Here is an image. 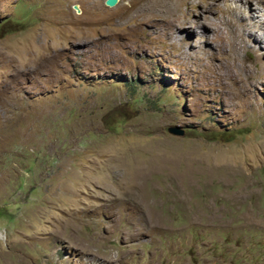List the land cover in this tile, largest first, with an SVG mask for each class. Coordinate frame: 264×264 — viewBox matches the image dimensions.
I'll return each instance as SVG.
<instances>
[{"label":"rangeland","instance_id":"rangeland-1","mask_svg":"<svg viewBox=\"0 0 264 264\" xmlns=\"http://www.w3.org/2000/svg\"><path fill=\"white\" fill-rule=\"evenodd\" d=\"M116 2L0 0V264H264V0Z\"/></svg>","mask_w":264,"mask_h":264},{"label":"water","instance_id":"water-1","mask_svg":"<svg viewBox=\"0 0 264 264\" xmlns=\"http://www.w3.org/2000/svg\"><path fill=\"white\" fill-rule=\"evenodd\" d=\"M114 1L115 0H108V4L112 5L114 3ZM167 132L173 136H176V137H182L184 135V130L177 127V126L169 127Z\"/></svg>","mask_w":264,"mask_h":264},{"label":"bare ground","instance_id":"bare-ground-1","mask_svg":"<svg viewBox=\"0 0 264 264\" xmlns=\"http://www.w3.org/2000/svg\"><path fill=\"white\" fill-rule=\"evenodd\" d=\"M117 0H115L114 1V3L112 4V6H114V5H116L117 4V2H116ZM145 1V5L146 4H151V3H153V0H144ZM141 4V3H140ZM143 6V5H142ZM131 192V191H130ZM139 194V193H138ZM132 196V197H131ZM130 197H131V199L132 200H136V201H134V204L133 205H139V204H141V202H140V200H139V195H137V193L135 192H132L131 193V195H130ZM139 200V201H138Z\"/></svg>","mask_w":264,"mask_h":264}]
</instances>
